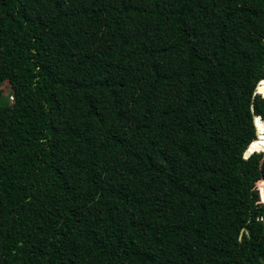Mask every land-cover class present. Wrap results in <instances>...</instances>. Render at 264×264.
<instances>
[{"label": "trees", "instance_id": "16d2710c", "mask_svg": "<svg viewBox=\"0 0 264 264\" xmlns=\"http://www.w3.org/2000/svg\"><path fill=\"white\" fill-rule=\"evenodd\" d=\"M263 78L264 0H0V264H264Z\"/></svg>", "mask_w": 264, "mask_h": 264}, {"label": "water", "instance_id": "95a60500", "mask_svg": "<svg viewBox=\"0 0 264 264\" xmlns=\"http://www.w3.org/2000/svg\"><path fill=\"white\" fill-rule=\"evenodd\" d=\"M261 86H257L256 87V91H255V93H258V94H260L263 98H264V90L262 91V92H260L259 90L261 89L260 88ZM260 124H263V121H262V119H261V117L259 116V115H257V116H255L254 117V125H255V128H256V132H257V137H258V129H257V125H260ZM260 146H261V150H263L264 149V144H260ZM254 151H257V150H253L252 148H251V144L244 150V153H243V157L244 158H248ZM259 182H263L264 183V180H260ZM258 182V183H259ZM261 193V195H262V200L264 201V198H263V196H264V194H263V192H260Z\"/></svg>", "mask_w": 264, "mask_h": 264}, {"label": "rangeland", "instance_id": "374dc122", "mask_svg": "<svg viewBox=\"0 0 264 264\" xmlns=\"http://www.w3.org/2000/svg\"><path fill=\"white\" fill-rule=\"evenodd\" d=\"M0 89H1L3 97L6 98V100L11 101V98H10L11 88H10L9 83L6 80H4L0 83ZM262 151L264 153V149Z\"/></svg>", "mask_w": 264, "mask_h": 264}, {"label": "built area", "instance_id": "2783aa9c", "mask_svg": "<svg viewBox=\"0 0 264 264\" xmlns=\"http://www.w3.org/2000/svg\"><path fill=\"white\" fill-rule=\"evenodd\" d=\"M263 79H264V78H263ZM263 79H262V80H263ZM262 80H261V81L258 83V85H259V84L262 82ZM258 85H257V86H258ZM10 98H11V100L13 99V97H12V96H10Z\"/></svg>", "mask_w": 264, "mask_h": 264}]
</instances>
